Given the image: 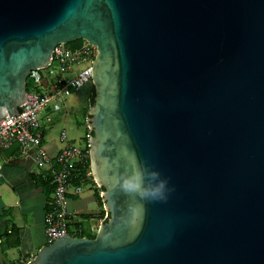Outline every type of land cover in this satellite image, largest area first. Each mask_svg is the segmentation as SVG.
<instances>
[{
  "label": "water",
  "instance_id": "1",
  "mask_svg": "<svg viewBox=\"0 0 264 264\" xmlns=\"http://www.w3.org/2000/svg\"><path fill=\"white\" fill-rule=\"evenodd\" d=\"M76 40L108 220L29 264H264V0H0V120Z\"/></svg>",
  "mask_w": 264,
  "mask_h": 264
},
{
  "label": "built area",
  "instance_id": "2",
  "mask_svg": "<svg viewBox=\"0 0 264 264\" xmlns=\"http://www.w3.org/2000/svg\"><path fill=\"white\" fill-rule=\"evenodd\" d=\"M82 42L77 48L57 46L49 65L28 76L32 87L27 92L26 101L19 107L18 116H6L0 120V151L17 142L22 157L30 158L38 167L47 169L52 190L43 220L47 245L69 233L77 234L80 229L76 228V224L96 234L100 224L108 217L104 211L99 220L78 218L68 206L70 198L80 196L85 185L100 189L91 169L89 128V138L82 142V146L75 145L62 132L59 135L61 148L54 158H49L42 146L41 117L48 111H60L72 93L92 85L96 48ZM89 222L94 225L88 227Z\"/></svg>",
  "mask_w": 264,
  "mask_h": 264
},
{
  "label": "crops",
  "instance_id": "3",
  "mask_svg": "<svg viewBox=\"0 0 264 264\" xmlns=\"http://www.w3.org/2000/svg\"><path fill=\"white\" fill-rule=\"evenodd\" d=\"M80 101L74 96L75 103L81 104ZM50 114L52 112L48 111L40 120L42 146L46 155L54 158L61 145L59 137L51 134L54 125L50 124ZM68 137L71 139L70 134ZM86 187L90 188L89 193L85 191L80 196L71 197L69 209L78 218L95 219L103 216V203L101 208L94 196L96 189L90 185ZM98 191L100 195L101 190ZM51 193L46 167H38L30 158L22 157L18 149L10 157L0 151V249L8 264H29L39 249L45 246L43 220ZM93 204L95 209L91 207ZM87 225L90 227L94 223L89 222ZM11 227L18 229L19 245L5 249L4 233ZM14 252H17V256Z\"/></svg>",
  "mask_w": 264,
  "mask_h": 264
},
{
  "label": "rangeland",
  "instance_id": "4",
  "mask_svg": "<svg viewBox=\"0 0 264 264\" xmlns=\"http://www.w3.org/2000/svg\"><path fill=\"white\" fill-rule=\"evenodd\" d=\"M93 95L94 86L86 85L81 90L72 93L68 98L66 105H63L60 111L54 112L50 114V116L48 115L51 121L50 124L54 125L51 134L54 137H59L62 132H65L68 139V135L70 134L71 139L69 140L71 142L77 146H82V142L84 143L89 138L87 115L92 105ZM74 96L76 99L82 100L80 101L81 104L74 102ZM62 115L65 117H62ZM86 186L88 185H85L82 194H84L85 191L86 193H89L88 189L90 188ZM96 190L98 191V189ZM96 190L95 193H97ZM91 207L93 209L96 208L94 204ZM101 208L97 209L100 210ZM100 218L101 217L99 216L96 220H99ZM14 254L17 256V252H14Z\"/></svg>",
  "mask_w": 264,
  "mask_h": 264
},
{
  "label": "trees",
  "instance_id": "5",
  "mask_svg": "<svg viewBox=\"0 0 264 264\" xmlns=\"http://www.w3.org/2000/svg\"><path fill=\"white\" fill-rule=\"evenodd\" d=\"M83 42L81 40H76L70 44H68L69 47L71 48H77L79 47ZM32 87V83L29 79H27L26 81V88H27V92H29L30 88ZM92 104H93V98H92ZM90 136H92V132H90ZM100 190L103 192V189L100 188ZM95 199L97 200V202L100 204V207H102V200L101 197L99 195V193H95L94 194ZM50 200V199H49ZM88 218V217H85ZM108 220V218L105 220V222ZM76 228H79V232L77 234H72L69 233L71 235V237H76V238H87V239H93L95 237V234H91L88 229H86L85 227H83V225L79 224V225H75ZM9 231V232H8ZM8 231H6L4 233L5 236V249H11V248H16L19 245V232L18 229H16L15 227H11ZM47 245V244H45Z\"/></svg>",
  "mask_w": 264,
  "mask_h": 264
},
{
  "label": "clouds",
  "instance_id": "6",
  "mask_svg": "<svg viewBox=\"0 0 264 264\" xmlns=\"http://www.w3.org/2000/svg\"><path fill=\"white\" fill-rule=\"evenodd\" d=\"M167 181L161 180L157 186L152 188L149 192L144 193V195H150L153 198H165V188Z\"/></svg>",
  "mask_w": 264,
  "mask_h": 264
}]
</instances>
